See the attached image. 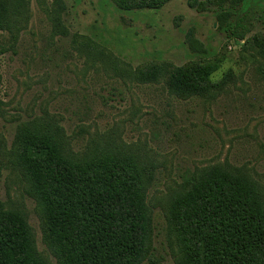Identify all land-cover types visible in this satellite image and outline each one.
<instances>
[{"label":"rangeland","instance_id":"374dc122","mask_svg":"<svg viewBox=\"0 0 264 264\" xmlns=\"http://www.w3.org/2000/svg\"><path fill=\"white\" fill-rule=\"evenodd\" d=\"M23 1V19L0 32L6 49L0 56L6 105L0 118V201L26 211L37 248L51 264L55 259L42 244L35 203L11 163L18 125L35 117L60 120L75 150L98 136L151 157L154 250L152 262L144 264H174L166 204L186 171L226 162L248 169L264 189V59L249 43L245 52V41L219 29L216 9L198 11L187 0L138 11H119L109 0ZM236 21L237 32L248 41L264 39V0L252 3ZM188 38L202 44L206 54L193 56ZM85 43L116 58L118 68L92 57ZM204 56L220 61L213 80L230 68L234 73L233 83L218 95L179 98L165 77L143 84L126 74L151 62L180 67Z\"/></svg>","mask_w":264,"mask_h":264},{"label":"trees","instance_id":"16d2710c","mask_svg":"<svg viewBox=\"0 0 264 264\" xmlns=\"http://www.w3.org/2000/svg\"><path fill=\"white\" fill-rule=\"evenodd\" d=\"M109 1L119 11H138L160 9L171 0ZM187 2L198 11L216 9L219 29L245 41L243 51L249 43L254 55L264 59V39L253 36L250 42L237 32L236 19L257 0ZM24 13L23 0H0V32L11 31ZM187 46L193 56L206 54L193 38ZM83 48L118 68L119 61L101 47ZM5 51L0 44V56ZM199 59L180 67L151 62L126 74L143 84L165 77L170 92L185 99L218 95L233 83L231 68L215 81L220 61ZM1 86L0 74V92ZM5 106L0 95V118ZM16 132L10 147L12 167L35 203L42 244L55 264L152 262L154 225L148 194L156 166L150 156L98 136L75 150L60 120L48 115L20 123ZM165 218L174 264H264V189L246 168L223 162L186 171L169 196ZM0 264H51L37 248L26 211L1 201Z\"/></svg>","mask_w":264,"mask_h":264}]
</instances>
